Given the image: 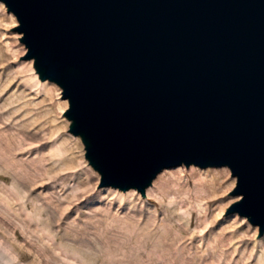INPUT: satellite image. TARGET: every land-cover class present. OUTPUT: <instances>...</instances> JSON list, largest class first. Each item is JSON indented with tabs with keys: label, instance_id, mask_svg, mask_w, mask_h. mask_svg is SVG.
I'll return each mask as SVG.
<instances>
[{
	"label": "water",
	"instance_id": "water-1",
	"mask_svg": "<svg viewBox=\"0 0 264 264\" xmlns=\"http://www.w3.org/2000/svg\"><path fill=\"white\" fill-rule=\"evenodd\" d=\"M0 1L99 186L145 196L164 168L227 166L226 213L264 232V0Z\"/></svg>",
	"mask_w": 264,
	"mask_h": 264
},
{
	"label": "rangeland",
	"instance_id": "rangeland-1",
	"mask_svg": "<svg viewBox=\"0 0 264 264\" xmlns=\"http://www.w3.org/2000/svg\"><path fill=\"white\" fill-rule=\"evenodd\" d=\"M17 24L0 1V264H264V232L226 213L227 166L164 168L145 196L99 186Z\"/></svg>",
	"mask_w": 264,
	"mask_h": 264
},
{
	"label": "bare ground",
	"instance_id": "bare-ground-1",
	"mask_svg": "<svg viewBox=\"0 0 264 264\" xmlns=\"http://www.w3.org/2000/svg\"><path fill=\"white\" fill-rule=\"evenodd\" d=\"M64 103H66V102H64ZM65 105H66V104H63L62 108L65 107Z\"/></svg>",
	"mask_w": 264,
	"mask_h": 264
}]
</instances>
